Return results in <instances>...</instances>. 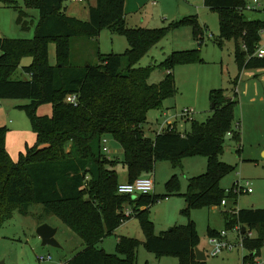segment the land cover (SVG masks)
I'll use <instances>...</instances> for the list:
<instances>
[{
  "label": "trees",
  "instance_id": "16d2710c",
  "mask_svg": "<svg viewBox=\"0 0 264 264\" xmlns=\"http://www.w3.org/2000/svg\"><path fill=\"white\" fill-rule=\"evenodd\" d=\"M24 1L27 7L39 11L37 30L32 39L0 37V99L30 100L19 107L27 113L37 143L14 160L6 146L8 128L0 126V225L15 208L28 213L31 205L41 204L48 215L58 217L84 243L68 264H139L140 241L135 237L120 236L114 253L97 246L136 216L149 251L177 255L180 264H207V259H197L200 236L193 220L156 234L149 213L163 196L119 193V176L112 167L116 160L104 152L103 138L110 136L121 145L129 182L152 176L158 161H171L179 168L184 157L205 155L207 170L190 178L183 194L186 207L182 211L189 216L194 207L222 206L234 196L232 190L221 186V180L235 167L220 156L227 134L239 135L234 127L236 101L228 99L222 88H214L210 93L212 115L207 120L193 119L186 132L174 123L173 130L166 128L150 136L151 129L145 128L150 125V110L176 95L173 69L179 63L202 61L199 48L175 51L166 57L159 66L168 73L159 83H151L154 66L137 65L170 27H130L126 0H97L86 21L67 14V0ZM205 5L219 11L216 42L223 45L225 40H235L239 73L264 69V58L254 55L261 44L264 21L246 16L248 0H205ZM186 17L174 26L185 23ZM18 22L23 27L28 25V13L23 9ZM189 23L194 37L202 43L204 28L197 16H192ZM103 29L125 35L129 47L123 53L99 51L96 62H72L73 40H97ZM50 43L56 45L55 64L50 63ZM25 56L33 58L31 64L22 66L29 78L16 79L14 75ZM70 95L76 96V104L67 100ZM44 103L52 104L51 116L38 114ZM166 186L170 194L180 193L176 173ZM129 207L133 210L127 214ZM223 213L227 230L239 226L243 247L254 251L245 256L244 264H253L264 244V208ZM251 231H257V236H249ZM220 233L209 229L210 237Z\"/></svg>",
  "mask_w": 264,
  "mask_h": 264
},
{
  "label": "rangeland",
  "instance_id": "374dc122",
  "mask_svg": "<svg viewBox=\"0 0 264 264\" xmlns=\"http://www.w3.org/2000/svg\"><path fill=\"white\" fill-rule=\"evenodd\" d=\"M248 4L255 7L246 9V16L264 21V0H259L256 4L248 0ZM95 5L97 0H67V14L86 21L90 18V7ZM20 9L28 13V25L25 27L18 22ZM125 9L130 12L128 16L130 27H170L168 34L137 65L154 66L149 82L159 83L164 79L168 70L160 67L159 63L175 51L199 48L203 58L202 61L179 63L174 67L176 95L165 99L161 107L151 109L148 116L150 121L157 127L158 123H165L166 119L178 118L183 127L176 123L177 127L181 132H186V129H190L193 119L205 121L212 115L211 90L222 88L227 98H236L234 127L239 135L226 138L225 149L220 158L235 168L222 178L221 186L227 191H231L236 183L246 188V181L249 180L253 189L250 193L244 189L237 194L232 192L234 196L228 197L222 206L194 207L187 216L182 211L186 207L183 194L188 190L190 178L207 170V157L205 155L184 157L179 168H175L171 161H158L152 174L155 181L153 194L163 197L150 208L149 213L154 222L155 233L161 234L172 226L186 224L191 219L196 224L200 236L198 247L206 253L207 264H244L245 256L253 254L254 251L238 244L244 239L238 229L227 230L223 211L264 208V153L256 149L254 145L256 140L252 139L250 130L244 131L241 126H238L243 124L244 116L250 110V103L247 102L244 90L240 91V85L237 84L239 67L234 52L235 40H225L223 45L216 42L220 34L219 11L206 6L205 0H128ZM183 10L188 12L181 14ZM184 16H187L186 22L174 26V23L181 21ZM192 16H197L204 28L202 43L194 37L192 25L189 23ZM38 20V9L27 7L24 0H0V37L32 39L36 34ZM261 43H264V31ZM128 47L129 43L125 35L103 29L97 40L86 37L73 40L72 62L83 65L89 61L96 62L99 51L103 54L123 53ZM49 52L50 63L55 64L56 45L54 43H50ZM32 62L31 56L23 57L14 78H29V74L23 70L22 66ZM126 64L125 62L124 66ZM29 102V99H0V126L8 128L6 146L14 160H18L22 152H26L37 143V135L31 121L25 110L19 107ZM185 110L190 111L189 119L183 116ZM37 112L39 115L51 116L53 106L51 103H44L39 106ZM164 113H168V118ZM145 128L149 131L148 125ZM149 135L153 136V133L149 132ZM108 139L111 149L108 156L116 160L112 167L122 181L128 176L127 166L123 163V149L110 136ZM261 140L264 141V135ZM175 173L178 176L180 193L170 194L166 183ZM126 210L133 209L129 207ZM44 223L58 229L55 238L59 246L43 245L37 230ZM210 228L218 231L227 230L228 239L235 245L234 248L225 249L219 255L213 256ZM252 232L254 236H257V231ZM120 236H131L140 241L139 264H180V258L177 255H157L146 248L145 236L136 216L127 220L126 224L113 234L106 236L97 246L109 253H114ZM83 248L84 243L81 237L58 217L48 215L41 204L31 205L28 213L15 208L0 225V264H23L24 262L68 264V260ZM42 254H50L52 260L40 262L38 255ZM253 261V264H264V244L254 256Z\"/></svg>",
  "mask_w": 264,
  "mask_h": 264
},
{
  "label": "crops",
  "instance_id": "0c3cea01",
  "mask_svg": "<svg viewBox=\"0 0 264 264\" xmlns=\"http://www.w3.org/2000/svg\"><path fill=\"white\" fill-rule=\"evenodd\" d=\"M127 1L128 0H126V2ZM125 12L128 22V16L130 12L129 10L126 9ZM187 12L188 10L187 11L183 10L181 14H186ZM136 27H147V26H136ZM237 79H238L237 84L240 85V91L244 90L247 102L250 103V110L245 114L243 124L238 122V124H241L238 126H241L244 129V131H246L247 129L250 130L251 134L253 135L252 139L256 140L254 144L256 149L264 153V141L261 140L262 135H264V127H263L264 111H262V109H264V69L263 68L245 69L241 73H239ZM228 99L236 101V98L235 99L228 98ZM211 111H212V107H211ZM164 115L165 117L167 116L166 118H168V113H164ZM177 119L178 118H175V120L166 119L165 123L164 122L158 123L157 127L149 119L150 122L149 128L151 129L150 132H152L154 136L156 132L160 130V128L165 127L166 121L172 123H178L179 126L183 127V125L179 123L181 120L179 121ZM125 182H128V176L124 177V179L120 181V183H125ZM125 224L126 221L118 229H120ZM251 233L252 236H254L252 231ZM25 263L28 262H24L23 264Z\"/></svg>",
  "mask_w": 264,
  "mask_h": 264
},
{
  "label": "built area",
  "instance_id": "2783aa9c",
  "mask_svg": "<svg viewBox=\"0 0 264 264\" xmlns=\"http://www.w3.org/2000/svg\"><path fill=\"white\" fill-rule=\"evenodd\" d=\"M72 1H82V0H72ZM251 1L254 4H256V3H258L259 0H251ZM254 7H255V5H254ZM254 7H253V5H250V4L247 5V9H253ZM245 49H246V47H245ZM254 55L259 57V58H264V43H261L257 47L256 52H255ZM67 100L69 102H72V103L76 104V96L75 95L68 96ZM183 116L187 117L189 119L190 111L189 110H185ZM174 127H175L174 123L166 121L165 127L160 129L158 132H161V131H163L166 128H169L170 130H173ZM103 150L106 153H109L111 151V149L109 147V139H108V137L103 138ZM246 184H247L246 188L240 186V184H238V183L234 184V187L232 188V192H235L237 194L242 189H244L245 191H247L249 193L252 192L253 189L250 186L251 185V181L247 180ZM154 189H155V181H154L152 176H141V177L137 178L133 182H129L128 181V182H125V183H120L119 187H118V191L121 194H149V193H153ZM130 212L131 211L128 210L127 214H130ZM236 229H238L240 231V227L239 226L236 227ZM248 235L252 236V233L249 232ZM210 242H211V244L213 246V249H212V255L213 256H217L220 253H222L225 249H232L235 246L228 239V232L227 231H221L220 235L217 236V237H210ZM238 244L243 246V239ZM38 260L40 262L51 261L52 260V256L50 254L38 255ZM25 264H30V263H25Z\"/></svg>",
  "mask_w": 264,
  "mask_h": 264
},
{
  "label": "water",
  "instance_id": "95a60500",
  "mask_svg": "<svg viewBox=\"0 0 264 264\" xmlns=\"http://www.w3.org/2000/svg\"><path fill=\"white\" fill-rule=\"evenodd\" d=\"M187 11V10H186ZM232 137L231 133H228L226 138ZM38 234L42 238L43 245H53L59 246L58 242L56 241L55 235L58 231L57 228L52 227L51 225L44 223L38 227ZM196 255L198 260H206L207 256L206 253L201 250L199 247H196ZM3 263V262H2Z\"/></svg>",
  "mask_w": 264,
  "mask_h": 264
}]
</instances>
